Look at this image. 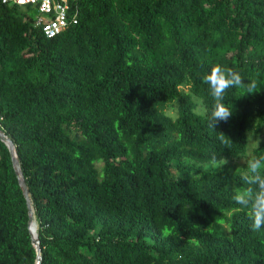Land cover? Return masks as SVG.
Wrapping results in <instances>:
<instances>
[{
    "label": "trees",
    "instance_id": "trees-1",
    "mask_svg": "<svg viewBox=\"0 0 264 264\" xmlns=\"http://www.w3.org/2000/svg\"><path fill=\"white\" fill-rule=\"evenodd\" d=\"M34 13L0 5V128L39 264H264V228L232 199L247 163L205 167L264 134V0H73L53 37ZM216 64L260 91L229 89L212 130ZM28 219L0 140V264H36Z\"/></svg>",
    "mask_w": 264,
    "mask_h": 264
},
{
    "label": "clouds",
    "instance_id": "clouds-1",
    "mask_svg": "<svg viewBox=\"0 0 264 264\" xmlns=\"http://www.w3.org/2000/svg\"><path fill=\"white\" fill-rule=\"evenodd\" d=\"M203 82L208 85L213 101L211 111L207 113V126L212 130L220 122L226 123L234 114V106L226 103L229 89L239 88L247 96L260 91L256 80H245L238 71L220 64L211 67ZM218 134L226 145L229 144L230 139H224L227 136ZM254 141L259 147L261 139L257 137ZM226 163L225 159L223 163H218L215 157L212 158V165L218 171ZM241 180L244 186L233 192L232 199L235 204L249 210L251 229L258 231L264 228V155L253 156L248 160Z\"/></svg>",
    "mask_w": 264,
    "mask_h": 264
},
{
    "label": "built area",
    "instance_id": "built-area-1",
    "mask_svg": "<svg viewBox=\"0 0 264 264\" xmlns=\"http://www.w3.org/2000/svg\"><path fill=\"white\" fill-rule=\"evenodd\" d=\"M73 0H0V5L30 6L35 12V25L40 26L46 37H53L68 24L76 23V14H71Z\"/></svg>",
    "mask_w": 264,
    "mask_h": 264
},
{
    "label": "water",
    "instance_id": "water-1",
    "mask_svg": "<svg viewBox=\"0 0 264 264\" xmlns=\"http://www.w3.org/2000/svg\"><path fill=\"white\" fill-rule=\"evenodd\" d=\"M0 140L2 142H4L8 148V151H9L10 156H11L12 165H13L15 175L18 179L19 186H20L22 193H23L25 200H26V205H27L28 214H29L28 226H29V230H30V234H31L32 244L35 246L36 252H37L36 264H39L41 255H40L38 235H37V231H36L37 224H36V227H33L34 218H35L33 205H32V201H31V197L29 194L28 187L26 185V182H25V179L23 177V173H22V170L20 167L16 148H15V145H14V142L12 141V139L1 128H0ZM35 223H36V221H35Z\"/></svg>",
    "mask_w": 264,
    "mask_h": 264
},
{
    "label": "rangeland",
    "instance_id": "rangeland-1",
    "mask_svg": "<svg viewBox=\"0 0 264 264\" xmlns=\"http://www.w3.org/2000/svg\"><path fill=\"white\" fill-rule=\"evenodd\" d=\"M35 14V13H34ZM185 89H187V87L185 86L184 87ZM198 103L200 102L199 99L197 98H194ZM169 113L173 114V110L172 109H169L168 110ZM248 143H247V147H246V154H247V157L246 158H241V159H238V160H235L233 162L225 159L227 161L226 164L222 165L221 168H227V169H233V170H237V169H240L242 167V165H244V163H247L248 160L250 159L251 157V151L253 149L254 144H256V142L254 141V139H256L257 137L258 138H263L264 137V134L261 133L259 135H255V133L253 131H249L248 132ZM252 137V138H251ZM224 159L223 160H220V161H217L218 163H223ZM206 168H211V169H215V167L212 165V163H208L205 165Z\"/></svg>",
    "mask_w": 264,
    "mask_h": 264
},
{
    "label": "bare ground",
    "instance_id": "bare-ground-1",
    "mask_svg": "<svg viewBox=\"0 0 264 264\" xmlns=\"http://www.w3.org/2000/svg\"><path fill=\"white\" fill-rule=\"evenodd\" d=\"M34 220H35V218H34ZM33 227H36V226H35V221H34Z\"/></svg>",
    "mask_w": 264,
    "mask_h": 264
}]
</instances>
